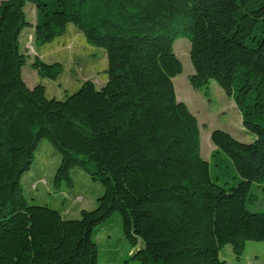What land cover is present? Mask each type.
<instances>
[{
	"label": "trees",
	"instance_id": "1",
	"mask_svg": "<svg viewBox=\"0 0 264 264\" xmlns=\"http://www.w3.org/2000/svg\"><path fill=\"white\" fill-rule=\"evenodd\" d=\"M69 25L105 51L107 79L47 98L22 77L20 38L31 29L36 45L51 44ZM181 37L190 41L191 87L217 84L254 136L241 143L213 131L209 162L198 121L174 89ZM30 67L53 82L63 69L38 56ZM42 141L60 155L55 187L73 188L76 169L102 186L79 219L24 196L22 177ZM263 183L264 0L0 2V264H97L95 237L116 214L139 264H225V246L238 260L247 242H264V211L248 207Z\"/></svg>",
	"mask_w": 264,
	"mask_h": 264
},
{
	"label": "rangeland",
	"instance_id": "2",
	"mask_svg": "<svg viewBox=\"0 0 264 264\" xmlns=\"http://www.w3.org/2000/svg\"><path fill=\"white\" fill-rule=\"evenodd\" d=\"M25 12L28 22L33 25L34 7L27 4ZM20 48L28 55V62L22 69L24 81L29 87L41 83L45 87L47 98L61 100L66 95L75 93L86 80H92L100 87L107 79L105 51L89 45L73 25H69L66 33L57 38L54 44L43 46L35 44L33 30L25 29L20 38ZM173 50L183 68L182 73L173 80L176 97L187 105L198 121L203 160L210 161V153L213 150L210 135L213 131L230 132L234 139L241 143L252 142L254 136L243 129L234 102L217 84L211 82L207 91L191 87L189 77L194 71L190 62L189 39L181 37L176 40ZM36 56L41 57L43 62H59L62 65V73L57 81L40 78L31 69L30 65ZM59 162V153L46 141H42L38 146L34 164L22 177L24 196L28 198L30 204L61 210L65 219H79L82 210L91 211L96 208L97 199L103 191L102 186L76 169L72 173L75 184L73 188H68L64 183L60 187H55L53 178ZM210 171L213 175L212 166ZM263 188L264 183L252 186L248 207L254 212L264 211ZM95 242L98 248L97 264H139L130 259V252L137 248H132L123 237L122 225L117 214L112 217L106 229L99 231ZM220 260L225 264H264V242H247L244 254L238 260L231 247L225 246L220 251Z\"/></svg>",
	"mask_w": 264,
	"mask_h": 264
},
{
	"label": "crops",
	"instance_id": "3",
	"mask_svg": "<svg viewBox=\"0 0 264 264\" xmlns=\"http://www.w3.org/2000/svg\"><path fill=\"white\" fill-rule=\"evenodd\" d=\"M57 40V39H56ZM56 40L54 41V42H52L51 44H54L55 42H56ZM39 57V56H38ZM40 59H41V57H40ZM46 63V62H45ZM53 63H55V62H53ZM59 63V62H58ZM47 64H51V63H47ZM92 81V80H91ZM105 82H106V79H105ZM105 82H104V84H105ZM41 84V83H40ZM103 84V85H104ZM35 85H37V84H35ZM35 85H33V86H31V87H29V88H32V87H34ZM240 115V114H239ZM241 118V117H240ZM227 133H229L230 134V132H227ZM231 136H232V134H230ZM233 137V136H232ZM60 212H61V210H60ZM62 213H64V212H61V214ZM63 216V215H62ZM63 218L65 219V217L63 216Z\"/></svg>",
	"mask_w": 264,
	"mask_h": 264
}]
</instances>
